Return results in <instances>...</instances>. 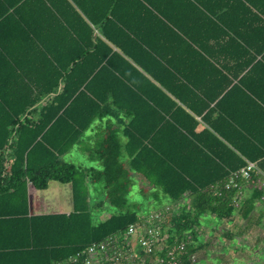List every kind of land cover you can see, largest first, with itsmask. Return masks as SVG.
Segmentation results:
<instances>
[{"label": "trees", "instance_id": "1", "mask_svg": "<svg viewBox=\"0 0 264 264\" xmlns=\"http://www.w3.org/2000/svg\"><path fill=\"white\" fill-rule=\"evenodd\" d=\"M262 68L264 0H0V264L64 262L141 221L136 173L157 201L193 197L159 253L184 243L180 264H192L199 218L236 209L235 190L211 186L247 164L219 127L234 121L219 97L246 88L250 98ZM197 117L212 130L198 133ZM106 118L120 126L96 133L99 165L66 160ZM52 181L71 183L73 210L32 214L29 185ZM128 254L124 264H166Z\"/></svg>", "mask_w": 264, "mask_h": 264}, {"label": "crops", "instance_id": "2", "mask_svg": "<svg viewBox=\"0 0 264 264\" xmlns=\"http://www.w3.org/2000/svg\"><path fill=\"white\" fill-rule=\"evenodd\" d=\"M211 44H214V42H211ZM215 55H217L220 60H227L228 58L222 53H215ZM257 74L256 76L252 73L249 77V82L253 90L251 91L250 98L244 95L243 90L245 91L246 88L241 87V89H237L229 98L224 96L221 99L222 95L219 97V103L222 105L223 110L230 113L234 119V121H221L220 117L221 124H219V127L225 133L229 134L239 147L245 149L247 152V156L237 152L238 155L242 157L246 163L252 162L255 164V171L252 175V179L249 182H242L240 206H235L236 209L230 217L224 219L212 213L203 214L199 218L198 224L195 226V237H191V242L194 244L193 246L202 247L203 244L209 242L208 238H211L212 235H217L222 243L227 244L220 254L222 256H228L230 254V263L235 258L240 259L241 264H264V68L259 70ZM193 78L194 81H197L195 74ZM201 80L203 81L202 77ZM237 81L238 79H234V82ZM201 86L207 89V86L205 87L203 82ZM197 118L200 123L197 128L198 133L203 129L212 130V128L207 123L203 122L200 117ZM214 119H219L218 113L214 114ZM111 122L120 126V123L114 119L106 118L101 122L96 121L87 131L86 137H84L83 140L84 143L75 145L72 151L66 154L64 158L66 159L67 156H71L75 159V153V156L78 155V161L75 159L74 162L88 167L98 166V162H93L89 158L90 155L94 154L92 147L95 142V135L97 132L105 129L106 125ZM121 127L124 128V126ZM122 140L125 142L126 138L122 136ZM205 140H207L208 144L211 143L210 139H207V137H205ZM124 154H126V152H124ZM79 156L83 158H79ZM82 159L88 162L82 161ZM134 176L135 181L133 182L132 192H134V189H137L138 192L146 195L150 203L155 207V210L149 213H141L143 216H148L158 210H164L166 218V212L171 211V207L172 213H179L185 207L191 206L193 197L189 193L181 200L173 201L161 195V199L157 201V197L151 194L152 190L149 189L148 183L137 173L134 174ZM54 183L56 185H53ZM222 185L221 183L214 184L211 188L216 190ZM90 186L93 191L95 186L93 184ZM34 189L35 188L30 184L29 199L30 212L32 214L69 213L73 210V191L71 183L52 181L49 188L43 190L47 191L43 202L39 201V199L35 200L32 198ZM144 191H146L145 194ZM108 216V211L99 214L102 220L106 219ZM169 229L170 227H167L165 233L164 243L166 246L170 243ZM205 237L208 238L205 239ZM225 239H228L227 242H225ZM154 256L156 257V255ZM248 257L252 259L251 261L249 260L250 262L248 261ZM213 258L223 259L221 256Z\"/></svg>", "mask_w": 264, "mask_h": 264}, {"label": "built area", "instance_id": "3", "mask_svg": "<svg viewBox=\"0 0 264 264\" xmlns=\"http://www.w3.org/2000/svg\"><path fill=\"white\" fill-rule=\"evenodd\" d=\"M255 171V164L248 162L238 171L232 172L228 180L215 192L222 194L224 190H235L234 205L240 206L242 195V182H249ZM166 220L163 212H154L136 223H131L119 233L108 236L101 241H94L85 249L78 251L67 261L55 264H105L113 262L124 264L132 255L128 251H136L139 247L147 255H157L166 247L164 246L165 233L161 227ZM135 235H137L135 237ZM136 238V239H134ZM123 241V242H122ZM185 250V244L180 243L167 249L166 255H157L156 261L166 264H180V255ZM192 264L198 263L196 254L191 255Z\"/></svg>", "mask_w": 264, "mask_h": 264}, {"label": "rangeland", "instance_id": "4", "mask_svg": "<svg viewBox=\"0 0 264 264\" xmlns=\"http://www.w3.org/2000/svg\"><path fill=\"white\" fill-rule=\"evenodd\" d=\"M74 157L77 160L78 155L75 156V153H74ZM79 158H83V157L79 156ZM66 159L75 161V159H73L71 156H67ZM82 161H85V160L82 159ZM85 162H88V161H85ZM53 185H56V184L54 183ZM90 188H91V186H90ZM46 194H47V191L34 189L32 198L35 200L39 199V201L43 202ZM130 197L132 200L139 203L140 212L149 213V212L155 210V207L150 203L149 198L146 197L145 195H143L141 192H138L137 189H134V192L131 193ZM156 212H160V210H158ZM161 212H163V214L165 216V211L162 210ZM170 212L172 213V207H171V211L166 212V214H167L166 215L167 227L170 226L169 223H170V219H171V215H172ZM136 236L137 235H135V237ZM207 238L208 237H205V239H207ZM134 239H136V238H134ZM208 239H209L208 240L209 242H206V244H203L202 247H197V246L194 247L196 250L195 254L198 258L197 264H241V260L235 259V258L230 263V257H231L230 254L228 256H224V255L222 256L220 254V252H222V250L225 248V246L227 244L222 243L221 240H219V237L217 235H212V237L208 238ZM227 240L228 239H225V242H227ZM164 246H166L165 243H164ZM157 254H159V253H157ZM217 256H221V257H223V259L221 260L220 258H215V259L213 258V257H217ZM156 257H157V255H156ZM249 260L251 261L252 259L248 257V261Z\"/></svg>", "mask_w": 264, "mask_h": 264}]
</instances>
